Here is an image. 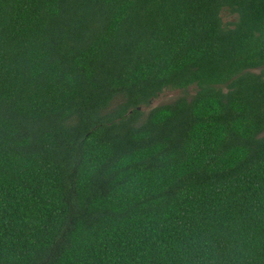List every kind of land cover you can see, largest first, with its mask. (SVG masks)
Instances as JSON below:
<instances>
[{
  "label": "trees",
  "instance_id": "16d2710c",
  "mask_svg": "<svg viewBox=\"0 0 264 264\" xmlns=\"http://www.w3.org/2000/svg\"><path fill=\"white\" fill-rule=\"evenodd\" d=\"M0 264H264V0H0Z\"/></svg>",
  "mask_w": 264,
  "mask_h": 264
},
{
  "label": "rangeland",
  "instance_id": "374dc122",
  "mask_svg": "<svg viewBox=\"0 0 264 264\" xmlns=\"http://www.w3.org/2000/svg\"><path fill=\"white\" fill-rule=\"evenodd\" d=\"M180 92H166L153 100L152 105L165 103L171 101L175 96H178Z\"/></svg>",
  "mask_w": 264,
  "mask_h": 264
},
{
  "label": "water",
  "instance_id": "95a60500",
  "mask_svg": "<svg viewBox=\"0 0 264 264\" xmlns=\"http://www.w3.org/2000/svg\"><path fill=\"white\" fill-rule=\"evenodd\" d=\"M140 107H138V109H139ZM129 112H131V111H129Z\"/></svg>",
  "mask_w": 264,
  "mask_h": 264
}]
</instances>
